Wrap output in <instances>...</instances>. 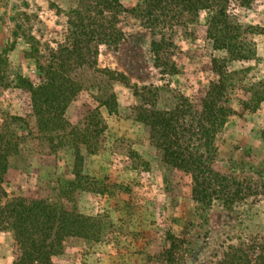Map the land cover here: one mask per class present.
Instances as JSON below:
<instances>
[{
	"label": "rangeland",
	"instance_id": "rangeland-1",
	"mask_svg": "<svg viewBox=\"0 0 264 264\" xmlns=\"http://www.w3.org/2000/svg\"><path fill=\"white\" fill-rule=\"evenodd\" d=\"M25 1L30 12L52 14L49 2L68 10L79 0ZM141 1L121 0L126 8ZM22 2L0 0V51L7 42L6 26L13 30L17 22L16 10L12 11L11 6L23 10ZM218 4H225L226 22L221 27L226 33V37L222 34L226 45L219 49L209 34L208 10L196 13L182 4L158 9L156 28L171 38L176 74L162 76L155 68L150 33L130 14L122 17L130 34L118 47L102 48L98 65L124 73L131 86L150 98L151 93H156V106L160 109L172 108L180 98H188L200 108L213 59L222 69L224 97L231 108L215 137L216 162L234 170L238 177L249 178L253 172L264 171V0H251L247 5L237 0H218ZM28 52V44L20 37L7 57L13 71L36 80ZM239 52L248 56L237 58ZM114 89L117 110L109 113L104 107L98 109L103 136L95 153L81 150L80 176H74L70 145L47 152L46 145L27 136L9 157L3 183L9 195L52 201L65 196L88 217L87 235L67 237L52 257L54 264H145L149 255L159 254L169 245L168 233L194 241L196 246L203 242L204 232L207 238L200 250L181 251L180 264H213L221 246L235 242L237 236L264 235V196L232 210L219 203L208 208L194 201L189 177L162 161L161 151L149 140L147 127L136 120L134 106L138 101L130 89L121 84ZM95 105L88 93L80 92L68 104L66 118L75 124ZM20 114L18 92L3 91L0 124L3 120L8 122L9 116ZM9 124L11 129L25 134L23 124ZM14 251L11 231H0V264H12Z\"/></svg>",
	"mask_w": 264,
	"mask_h": 264
},
{
	"label": "trees",
	"instance_id": "trees-1",
	"mask_svg": "<svg viewBox=\"0 0 264 264\" xmlns=\"http://www.w3.org/2000/svg\"><path fill=\"white\" fill-rule=\"evenodd\" d=\"M22 1L23 10L11 6L12 11L16 10L14 20L17 22L13 30L6 26L7 42L0 51V95L5 90L17 91L21 105V114L9 116L8 122L26 127L23 136L5 120L0 124V231L12 233L15 244L12 264H54L52 257L64 240L71 236L85 237L89 224L88 217L65 196L52 201L17 193L9 195L3 185L9 157L19 150L27 136L41 146L46 145L47 152L70 145L76 169L74 176H80L81 150L95 153L103 136L98 109L104 107L109 113L117 110L116 84L130 89L138 101L134 106L135 118L147 127L149 140L161 151L162 161L189 177L194 201L208 208L219 203L232 210L264 196V171L253 172L249 178L238 177L234 170L216 162L215 137L231 108L224 97L222 69L213 59L211 78L204 86L200 108L188 102V98H180L172 108L160 109L156 106V93H151L153 98H150L131 86L124 73L98 65L102 48H116L130 34L122 19L123 15L130 14L150 33L155 68L162 76H172L177 72L172 41L156 28L158 9L182 4L196 13L200 9L208 10L209 34L215 48L219 49L226 45V33L222 38L221 29L226 23L225 4L220 6L218 0H142L126 8L121 0H79L68 10L49 2L48 10L52 14H48L30 12L28 3ZM237 1L247 5L251 0ZM54 17L61 20L56 22ZM20 37L28 44L36 80L13 71L9 63L8 52ZM247 56L241 52L236 54L237 58ZM91 90L93 92H89ZM83 91L96 105L73 124L65 112L72 98ZM206 238L207 232H204L201 241ZM167 239L169 245L159 254L149 255L145 264H180L181 251L194 253L203 243L195 246L194 241L171 233L167 234ZM214 258L213 264H264V235L237 236L235 242L222 245Z\"/></svg>",
	"mask_w": 264,
	"mask_h": 264
}]
</instances>
